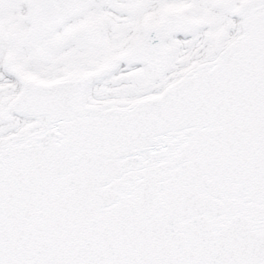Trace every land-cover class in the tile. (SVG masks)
<instances>
[{"label": "snow or ice", "instance_id": "snow-or-ice-1", "mask_svg": "<svg viewBox=\"0 0 264 264\" xmlns=\"http://www.w3.org/2000/svg\"><path fill=\"white\" fill-rule=\"evenodd\" d=\"M0 264H264V0H0Z\"/></svg>", "mask_w": 264, "mask_h": 264}]
</instances>
